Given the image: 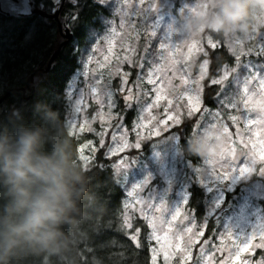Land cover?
<instances>
[{
    "label": "rangeland",
    "instance_id": "rangeland-1",
    "mask_svg": "<svg viewBox=\"0 0 264 264\" xmlns=\"http://www.w3.org/2000/svg\"><path fill=\"white\" fill-rule=\"evenodd\" d=\"M96 1L109 5L113 17L92 36L67 88L69 133L93 135L80 146L81 165L87 167L101 148L113 157L126 195L123 224L128 230L135 217L147 224L150 264L154 256L155 264H242L244 258L256 264L264 254L258 247L264 244V17L243 38L221 36L235 61L209 80L218 87L217 102L205 108L208 65H202L221 40L207 30L186 35L185 21L203 16L212 0ZM221 75L227 76L222 86L213 84ZM119 99L136 112L131 129L124 113L114 111ZM185 118L193 137L204 131L215 137L211 157L197 165L182 158L173 129ZM193 182L206 194L201 222L186 207ZM210 218L214 224L204 238Z\"/></svg>",
    "mask_w": 264,
    "mask_h": 264
},
{
    "label": "trees",
    "instance_id": "trees-1",
    "mask_svg": "<svg viewBox=\"0 0 264 264\" xmlns=\"http://www.w3.org/2000/svg\"><path fill=\"white\" fill-rule=\"evenodd\" d=\"M29 4L32 13L28 17L7 16L0 12V124L9 121L39 124L49 113L55 112L66 127L80 163V146L93 135L83 133L74 136L69 133L66 125L69 110L67 88L74 73L80 69L83 51L89 47L94 34L104 31L106 19L113 17L112 10L109 5L96 0H59L57 3L53 0H29ZM58 9L57 20L62 31L68 29L71 33L67 43H64L54 18ZM214 38H219L221 42L218 47L206 51L208 75L202 94L205 108H214L217 102L218 87L209 85V80L223 66L232 65L235 61L222 43V37L214 35ZM58 47L57 55L46 69ZM117 84V80L113 82V86ZM10 89L18 91L6 94ZM114 111L124 113L126 125L131 129L136 112L132 108L126 110L120 99ZM187 119L173 129L178 134L182 158L197 165L202 158L187 151V142L193 137ZM112 161L113 157H107L101 148L87 167L80 163L90 177L88 195L97 211L79 226V239L74 245L76 264H150L147 224L138 217L134 218L128 230L123 224L126 195L115 177ZM229 196V193L225 195L222 208ZM205 199L204 188L191 183L186 207L193 211L197 222L203 220ZM260 206L264 214V199ZM213 224L214 219L210 218L204 238L210 236ZM260 252L257 251V254ZM35 264H41V261L37 259ZM52 264H56L55 258Z\"/></svg>",
    "mask_w": 264,
    "mask_h": 264
},
{
    "label": "clouds",
    "instance_id": "clouds-1",
    "mask_svg": "<svg viewBox=\"0 0 264 264\" xmlns=\"http://www.w3.org/2000/svg\"><path fill=\"white\" fill-rule=\"evenodd\" d=\"M264 0H212L203 16L189 17L186 35L207 30L243 38ZM214 134L204 131L187 142L190 154L208 159ZM90 177L76 158L72 140L57 113L39 124H0V264H76L79 226L90 218Z\"/></svg>",
    "mask_w": 264,
    "mask_h": 264
},
{
    "label": "water",
    "instance_id": "water-1",
    "mask_svg": "<svg viewBox=\"0 0 264 264\" xmlns=\"http://www.w3.org/2000/svg\"><path fill=\"white\" fill-rule=\"evenodd\" d=\"M0 12L7 16H19V17H28L31 15L32 11L30 9L29 0H0ZM59 9L54 13V18L58 23L59 33L65 39L64 43H67L71 39V33L68 29L62 31V27L57 20ZM61 45H59L60 47ZM58 49L50 57L47 68H49L51 62L58 53ZM17 89H10L6 94L16 91Z\"/></svg>",
    "mask_w": 264,
    "mask_h": 264
},
{
    "label": "snow or ice",
    "instance_id": "snow-or-ice-1",
    "mask_svg": "<svg viewBox=\"0 0 264 264\" xmlns=\"http://www.w3.org/2000/svg\"><path fill=\"white\" fill-rule=\"evenodd\" d=\"M209 43L210 44H212V41L210 40L209 41ZM212 47H216V45L215 44H212ZM240 59V56L238 55V56H236V60L238 61ZM209 64V61L208 60H205V62H204V65H202V67H204V66H206V65H208ZM219 66V65H218ZM227 71V67L225 68V72ZM154 73H149V82L151 83V76L153 75ZM225 79H227V76L226 75H221L220 76V78L219 79H214V80H212V83L213 84H216V85H221L222 86V81H224ZM262 88H264V83H262ZM224 93H221L220 95H223ZM128 97H125V101L127 102L128 101ZM193 100H194V102L196 103V104H199L200 103V101H201V97L199 96V95H196V96H194L193 97ZM114 101L110 98L109 99V106H113L114 105ZM171 103V102H170ZM233 119H235L234 117H233ZM243 172H245V170L244 169H241V173H243ZM125 207H127V205H125ZM133 238H135V235H133ZM155 239H156V242L157 243H160L161 242V239H160V237H155ZM246 247V246H245ZM258 247H261V248H264V244H261V245H258ZM222 250V249H221ZM245 250V248L244 247H242V248H240L239 249V251H244ZM185 251H186V249H185ZM247 251L249 252V255L251 254V251H252V249L251 248H248L247 249ZM153 252L155 253L156 252V249H153ZM237 255H239V252H237L236 253ZM168 255H169V253L166 251L165 252V260L167 261V259H168ZM153 264H155V256L153 257ZM225 264H226V262H225ZM242 264H251V261L248 259V258H244L243 260H242ZM256 264H264V254H262V257H261V259L260 260H258V261H256Z\"/></svg>",
    "mask_w": 264,
    "mask_h": 264
},
{
    "label": "bare ground",
    "instance_id": "bare-ground-1",
    "mask_svg": "<svg viewBox=\"0 0 264 264\" xmlns=\"http://www.w3.org/2000/svg\"><path fill=\"white\" fill-rule=\"evenodd\" d=\"M18 91V89L16 90V91H14V92H17ZM12 93V92H11Z\"/></svg>",
    "mask_w": 264,
    "mask_h": 264
}]
</instances>
